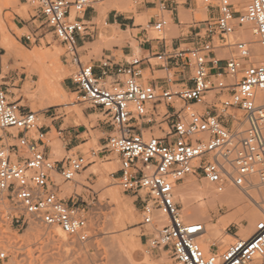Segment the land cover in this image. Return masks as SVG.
<instances>
[{
	"label": "built area",
	"instance_id": "2783aa9c",
	"mask_svg": "<svg viewBox=\"0 0 264 264\" xmlns=\"http://www.w3.org/2000/svg\"><path fill=\"white\" fill-rule=\"evenodd\" d=\"M200 1L212 15L196 28L190 46L146 58L134 55L126 64L108 59L97 75L93 63L83 62L77 43V36L89 35L84 13L94 0H24L63 44L64 60L76 65L72 80L82 100L108 118L112 132L107 148L119 158V184L140 199L141 224L167 217L153 235L144 234L145 243L167 251L177 264H256V260L264 264V216L250 237H237L223 251L206 252L200 242L205 224L185 221L175 200V184L195 173L220 192L228 184L245 190L264 188V0H246L244 7L234 0ZM159 5L166 8L163 1ZM169 23L161 12L152 27L160 31ZM246 24L254 29L261 62L253 57L252 40L231 38ZM25 37L36 42L39 36ZM220 47L231 51L227 58L217 57ZM152 58L166 72L161 84L144 77L143 62L153 64ZM174 82L181 86L174 88ZM209 92L214 97L207 99ZM152 124L164 136L146 137L145 126ZM0 130V211L10 217L12 208L19 209L45 227L61 228L83 245L94 240L89 205L77 193L64 198L56 181V174L63 182L75 181L89 163L86 156L78 153L53 160L47 151L49 133L39 124L38 112L12 100L2 84ZM10 138L18 142L7 145ZM262 209L264 213V203ZM6 258L8 251L0 250V260Z\"/></svg>",
	"mask_w": 264,
	"mask_h": 264
},
{
	"label": "rangeland",
	"instance_id": "374dc122",
	"mask_svg": "<svg viewBox=\"0 0 264 264\" xmlns=\"http://www.w3.org/2000/svg\"><path fill=\"white\" fill-rule=\"evenodd\" d=\"M116 1L126 2L128 5L134 7L135 10L128 12L134 13L135 17L138 18V4L133 3L131 0ZM196 4L198 12L196 19L200 20L206 18L205 5L200 0H196ZM92 5L94 6L95 2H93ZM240 10H242V8H240ZM98 11L99 16L94 20L95 27L92 28V30L98 29L99 31H102L108 27L106 25L107 13L102 10ZM158 12V9L152 10L151 15ZM148 19L142 22V26L135 27H142L145 32H148V35L151 38L179 36L181 33L180 28L171 23H169L164 30L160 31L156 30L154 27H148ZM182 21L191 23V16H182ZM87 24L91 25L90 22H87ZM18 25L20 27L31 25L32 28L26 26H24V28H19ZM132 25L133 24H131V27H133ZM248 26L251 27L250 25ZM128 29H130V26ZM138 31V29L129 30L123 35L131 36V32L136 33ZM241 32L242 28L238 30L236 35L231 36V38L233 40H238L237 38H239L238 36H240L239 33ZM27 34H36L39 36L38 40L36 42H29L25 37ZM7 35L10 37L7 42L8 44L20 45L27 52L36 50L44 52L52 51L58 57V68L62 72L60 86L63 87L61 89H63L62 91L65 95V99H51V101L46 103L39 98L28 95V93L33 94L38 89L40 78L38 71L44 66V64L38 60L26 61L23 58L15 59L12 56L6 58L7 54L0 56V84L8 89L12 100H18V102L26 108L37 111L39 116L47 111H49L47 114L54 113V115L59 114L61 111V115L66 122L63 126L64 128L68 125H77V128L82 131V136L87 143L74 148L70 153H67L64 147V141L61 139V135L56 129H53L52 133L47 138L46 143L50 147L49 153L53 160H62L68 155L78 154L79 152L84 154L88 159V165L76 176L75 181L63 182L58 174H56V181L60 184L62 189L61 195L64 198L69 200L72 195L77 193L81 195L80 199L84 200L83 202L89 205L88 207L93 213L95 238L91 242L83 245L76 239L68 236L70 241H72V247L66 249V247L62 246L61 242L51 238L47 233L37 235L30 234L28 228L32 224V221L35 220L26 217L21 210L12 208L10 212L11 215L8 217V214L1 209L0 250L6 249L8 251V258L0 260V264H138L142 262V260L145 261L148 255L149 260H147V262L154 261L160 264H177L167 251L159 248H150L145 243L146 240L144 234L149 232L150 235H153L160 225H142L141 221L143 215L140 199L134 194L124 191L119 184V178L116 174L117 170L120 168L119 158L116 153L107 148V138L112 132L110 122H108V118L101 112V110L92 107L89 102L82 100L80 97L78 87L72 80L76 65L64 60L66 49L63 44L57 40L47 24L44 23L43 18L37 14L36 10L31 5L25 3L24 0H0L1 39L3 40V36ZM105 36L107 35L105 34ZM104 39L108 38L105 37ZM248 39L253 40V38ZM216 42H219L217 37ZM8 44L2 45V43H0V47H4L6 50L3 51V53L8 52ZM98 48H101V45L94 47V52H96ZM216 52L218 58L225 59L230 55L231 51L228 48L220 47L217 48ZM136 55L139 56L137 51ZM81 58L84 63H92L91 60L94 59L91 55L85 56L84 54H81ZM118 59H121V57H118ZM151 60L153 64L157 63V59L152 58ZM47 64L53 65L52 61L49 59H47ZM154 69L159 70L160 68L155 66ZM165 76L166 72L162 70L156 72L154 76H152L149 69L144 71L145 78L157 79ZM177 77V75L173 76L174 79ZM112 80L113 77L108 78V82H111ZM67 85H70L72 88H68ZM172 86L174 88H179L181 84H179V82H174ZM212 97H214V92H209L207 99ZM50 103L53 105L47 106V104ZM195 108L203 110V107L200 105H196ZM236 112L241 114V111L239 110ZM46 120L48 119L45 117L44 123ZM40 121L41 119L39 120V124H44ZM50 121L51 119H49L48 122ZM163 127L166 128V124H164ZM8 130L17 131L16 128H8ZM2 133L3 132L0 130V134ZM144 135L146 137L152 135L164 136V131L159 128L158 125L152 124L145 126ZM55 139L59 141V146L56 149H53L50 142ZM17 142L16 139L10 138L7 145L15 144ZM44 147L45 146L42 148ZM13 158L16 157L13 155ZM192 181H197L202 184L205 181L208 182L201 174L195 173L186 176L178 184L181 187H187L188 183ZM67 186H70V189L66 188ZM115 188L120 192L114 193L112 190H115ZM238 190L242 193L244 202H241L239 206L231 207L227 204L220 205L219 203L218 207L212 208L210 211V222L216 223L220 221L224 215L226 216L235 212L238 210V207L245 205V203L253 204V198L251 195L254 197L257 190L253 189L248 193L239 188ZM175 200L179 204L182 218L185 221H201L186 218V216H184V205L180 195L175 194ZM121 202H128L130 204L133 211L131 217H122L121 219L118 217L117 206ZM240 219L242 220L230 221L224 226L222 237L227 238L229 237L227 235H233V237L226 243V246L221 249V247H219L220 241H217L215 244H209V250L223 251L233 243L237 237H243L240 233V229L244 227V225L249 224L250 221L242 214H240ZM36 223L44 230V232L51 231L55 234L53 232L55 227L48 228L37 221ZM121 233L135 235L137 237L136 244L132 249V256L135 263L129 260L128 257L124 256V253L117 245L115 246L112 241L114 237ZM209 250H206V252Z\"/></svg>",
	"mask_w": 264,
	"mask_h": 264
},
{
	"label": "bare ground",
	"instance_id": "6f19581e",
	"mask_svg": "<svg viewBox=\"0 0 264 264\" xmlns=\"http://www.w3.org/2000/svg\"><path fill=\"white\" fill-rule=\"evenodd\" d=\"M235 2L240 3L242 7L245 6L246 0H234ZM95 7L98 10L105 11L106 13L111 9H118L122 12H128L135 10L134 7L128 5L126 2H119L116 0H94ZM145 15L139 14L137 18V23L142 24L144 22ZM240 29V28H239ZM131 29H128V31ZM243 33V36H242ZM237 34V33H236ZM238 36L241 39H248L253 38L252 43V54L256 61L261 62L262 59V50L257 41H255L254 29L253 27H249L248 25H244L242 27V32L239 33ZM102 36H105L102 33ZM110 36V35H109ZM116 38L118 36L117 32L112 34ZM10 37L3 36L2 45L8 44ZM251 40V39H249ZM13 41V40H12ZM136 47L138 45L135 43ZM12 56L13 58H23L26 61H41L44 66L42 69L38 71L39 75V82H38V89L33 94H29L32 97L39 98L46 103L51 101V99H65V95L63 93V87L60 86V80L62 79V72L58 68V57L52 51H32L27 52L22 46L16 44H8V52L6 58ZM47 59L51 60L53 65L47 64ZM21 104V103H20ZM53 105L52 103L47 104V106ZM46 107V106H44ZM43 107V108H44ZM48 108V107H47ZM41 119V123H44L45 116L42 114L39 116V120ZM15 131V130H13ZM52 133V132H51ZM58 136V135H57ZM50 145L53 149H56L59 146V141L54 140L50 142ZM71 185V184H70ZM66 188L70 189V186ZM241 189L248 193L250 190H245L243 188L237 187L233 184H228L224 191H218L213 184L210 182L199 183L197 181H192L188 183L187 187H181L179 184H175L174 187V194L180 195L183 205H184V216L189 218L190 220H201L204 222L206 226V230L202 237L200 238V242L205 250H209V244L220 241L221 249L226 246V243L233 237V235H227L229 237L223 238V229L224 226L230 221H239L240 214L245 215L250 223L244 225L240 229V233L242 234L243 239H246L251 236L254 231L256 220L262 218L264 216L263 213V203H264V188L262 191H257V193L253 197V204H247L238 207V210L235 212L224 215L220 221L213 223L210 222V211L212 208L218 207L220 205L227 204L228 206H239L241 202H244V197L242 193L238 190ZM112 190L114 193H118V189ZM252 196V195H251ZM119 197V196H118ZM115 200V197H114ZM118 202V201H117ZM119 204V203H118ZM117 206V205H116ZM117 213L118 217L121 219L122 217L129 218L133 215L132 207L128 202H121L117 206ZM156 225H162L167 222L166 216H161V218H157L155 220ZM200 221V222H201ZM155 223H152V226H155ZM154 224V225H153ZM148 226V225H147ZM28 231L32 235L37 234H45L47 233L50 235L51 238L56 239L57 241L61 242L63 247L69 249L72 247V241H70L68 235L59 227H55L53 234L51 231L44 232L42 228L36 223V221H32V224L29 226ZM133 232V231H132ZM113 243L115 246L117 245L120 250L124 253V256L128 257L129 260L135 263L133 256H132V249L136 244L137 237L135 235H129L125 233H121L120 235L113 238ZM208 243V244H207ZM116 248V247H115ZM119 250V249H118ZM115 251V250H114ZM119 252V251H118ZM116 253V252H115ZM117 254V253H116ZM147 256V255H146ZM122 257V256H121ZM125 257V258H126ZM117 258V256H116ZM146 258V257H145ZM149 260V255L142 262L138 264H145ZM256 264H260L258 260L255 261ZM146 264H160L152 261H148Z\"/></svg>",
	"mask_w": 264,
	"mask_h": 264
},
{
	"label": "crops",
	"instance_id": "0c3cea01",
	"mask_svg": "<svg viewBox=\"0 0 264 264\" xmlns=\"http://www.w3.org/2000/svg\"><path fill=\"white\" fill-rule=\"evenodd\" d=\"M160 1H163L166 6L163 10L160 9ZM138 5L139 14L145 15V19L149 18L147 20L148 27H152V22L162 12L168 16L172 25L180 28V35L151 38L148 35V32H145L142 27H135L142 25L137 23V17H135L134 13L122 12L115 8L107 12L106 25L108 27L105 30H92V28L95 27L94 20L99 16L98 9L93 6L84 13L85 20L91 23V25H89V35L77 36V43L82 55H91L94 58L91 62L95 65V72L97 75H101L102 63L108 59L111 60L109 62L112 63L126 64L129 58L136 55V51L139 56L146 58L165 49L168 50L174 47L190 46L196 28L202 25L204 21L212 15L211 10L206 8V18L200 20L196 19L198 13L196 0H142ZM155 9H158L159 12L151 15L152 10ZM182 16H191L192 22L189 23L182 21ZM131 24H133V27H131ZM24 26L32 28L31 25ZM24 26L20 27L18 25L19 28H24ZM129 26L131 30L138 29L139 31L136 33L131 32V36L123 35L128 31ZM114 32H117L118 34L116 38L112 36ZM101 33H105L107 36H101ZM105 37L108 39H104ZM1 42L2 39L0 36V43ZM135 43L138 47H136ZM100 45L101 48H98L96 52H94V47ZM3 51H6L4 47H0V56L7 54V52L3 53ZM118 57H121V59H118ZM155 66H158L160 68L159 70L164 71L159 65L150 64L147 59L144 60L142 67L143 71L149 69L152 76H154L156 72L159 71L154 69ZM147 81L162 83L164 80L162 78H147ZM67 87L70 89L72 88L70 85H67ZM48 112L49 111L43 114L46 119H48L44 123V127L47 129L49 135L53 129L58 131L61 135V139L64 141V147L67 153H70L74 148L87 143L82 136V131L77 128V125L63 127L66 122L61 115V111L57 115H54V113L47 114ZM49 119H51L50 122H48ZM47 151L50 152V147H47ZM79 154L82 153L79 152Z\"/></svg>",
	"mask_w": 264,
	"mask_h": 264
}]
</instances>
